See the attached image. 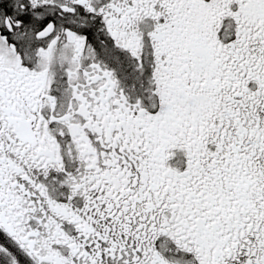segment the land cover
<instances>
[{"label": "snow or ice", "instance_id": "6c2138e0", "mask_svg": "<svg viewBox=\"0 0 264 264\" xmlns=\"http://www.w3.org/2000/svg\"><path fill=\"white\" fill-rule=\"evenodd\" d=\"M0 264H264V0H0Z\"/></svg>", "mask_w": 264, "mask_h": 264}]
</instances>
